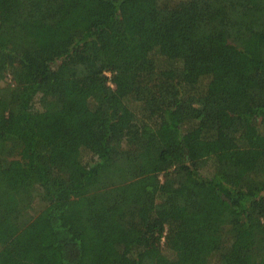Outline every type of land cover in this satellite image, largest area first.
<instances>
[{"label": "trees", "instance_id": "1", "mask_svg": "<svg viewBox=\"0 0 264 264\" xmlns=\"http://www.w3.org/2000/svg\"><path fill=\"white\" fill-rule=\"evenodd\" d=\"M0 264H264V0H0Z\"/></svg>", "mask_w": 264, "mask_h": 264}, {"label": "rangeland", "instance_id": "2", "mask_svg": "<svg viewBox=\"0 0 264 264\" xmlns=\"http://www.w3.org/2000/svg\"><path fill=\"white\" fill-rule=\"evenodd\" d=\"M48 37H49V36H47V35H46V36H44V38H45V39L43 40V41H45V42H44V44H45V43L48 41V40H47V39H48ZM209 197H211V196H209ZM211 199H212V198L208 199V201H210Z\"/></svg>", "mask_w": 264, "mask_h": 264}]
</instances>
